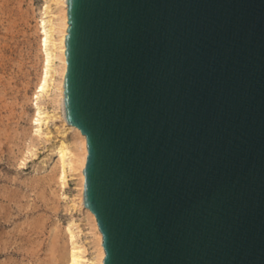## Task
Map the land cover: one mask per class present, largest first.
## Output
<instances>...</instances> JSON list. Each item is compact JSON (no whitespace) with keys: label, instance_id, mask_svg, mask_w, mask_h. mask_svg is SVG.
<instances>
[{"label":"water","instance_id":"95a60500","mask_svg":"<svg viewBox=\"0 0 264 264\" xmlns=\"http://www.w3.org/2000/svg\"><path fill=\"white\" fill-rule=\"evenodd\" d=\"M66 5L103 264H264V0Z\"/></svg>","mask_w":264,"mask_h":264},{"label":"rangeland","instance_id":"374dc122","mask_svg":"<svg viewBox=\"0 0 264 264\" xmlns=\"http://www.w3.org/2000/svg\"><path fill=\"white\" fill-rule=\"evenodd\" d=\"M49 0H0V264H59L55 246L67 247L66 225L79 223V240L92 253L83 210L69 207L76 180L62 190L52 165V144L63 129L51 119L38 135L32 125V94L41 51L37 23ZM52 113L50 97L42 99ZM66 137L71 140L72 132ZM48 159V157H50ZM54 242L55 245H54Z\"/></svg>","mask_w":264,"mask_h":264},{"label":"bare ground","instance_id":"6f19581e","mask_svg":"<svg viewBox=\"0 0 264 264\" xmlns=\"http://www.w3.org/2000/svg\"><path fill=\"white\" fill-rule=\"evenodd\" d=\"M37 29L39 48L41 51L39 76L32 94L34 132L40 135L51 119H61L63 129L59 138L51 146V154L55 155L52 162L53 174L60 189L65 190L71 179L76 180L77 193L72 198L69 207L83 210L84 219L89 224L92 237V253L88 257V248L79 238L80 225L73 220L68 222L67 247L55 246L53 257L59 264H103L105 249L102 245L103 235L95 215L85 206L83 200L84 175L88 150L86 136L79 128L68 123L64 105V77L67 69L65 55V35H67L68 15L66 0H49L40 10ZM50 97L54 109L50 113L45 110L42 99ZM72 132L71 140L66 135ZM51 158L48 157V159ZM56 242H54L55 245Z\"/></svg>","mask_w":264,"mask_h":264}]
</instances>
